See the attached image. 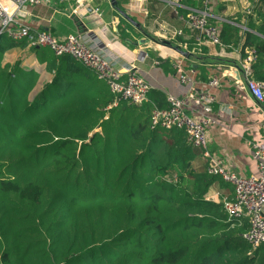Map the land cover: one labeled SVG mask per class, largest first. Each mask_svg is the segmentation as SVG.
I'll use <instances>...</instances> for the list:
<instances>
[{"label":"trees","instance_id":"trees-1","mask_svg":"<svg viewBox=\"0 0 264 264\" xmlns=\"http://www.w3.org/2000/svg\"><path fill=\"white\" fill-rule=\"evenodd\" d=\"M225 25L221 42H236ZM245 39L264 80V39ZM59 57L47 70L61 89H33L38 73L17 79L0 66V264H264V244L242 237L248 220L205 200L213 176L193 167L185 131L150 127L165 102L110 106L109 89Z\"/></svg>","mask_w":264,"mask_h":264},{"label":"crops","instance_id":"crops-1","mask_svg":"<svg viewBox=\"0 0 264 264\" xmlns=\"http://www.w3.org/2000/svg\"><path fill=\"white\" fill-rule=\"evenodd\" d=\"M116 2L140 27H135L120 15L110 0H49L37 6L28 5L17 19L34 30H49L58 38L79 32L89 41L98 42L100 50L106 53L105 57L117 68L135 65L138 73L150 84L148 98L151 95L161 98L166 106L167 95L181 97L188 89V84L181 82L176 72L175 64L180 63L198 90L209 89L214 96L211 104L214 123L207 127L206 132L209 154L220 158L228 171L244 176L256 174L250 143L264 140V105L238 88L237 79H242V73L235 68L242 61L245 50L253 48L245 45L246 33L264 39L261 32L264 27V0H182V7L177 11L168 0ZM77 3L83 5L82 15L70 13ZM188 10L205 11L209 20L220 28L222 24L233 27L238 39L227 44L221 39L220 44L210 42L180 18ZM177 30L181 33H174ZM152 38L165 39L190 54L181 55ZM10 40L6 36L0 38V50L5 46L0 66L8 64L13 67L11 77L25 79L34 71L38 73V79L33 89H41L45 82L49 89H61L60 82H52L53 71L47 70L52 58L58 62L59 56L46 47L33 48L24 39L14 40L12 44ZM87 70L90 76L80 70L71 75L87 85L109 89L103 80ZM213 78L218 81L214 87L208 85ZM194 149L193 167L198 172H207V157L200 149ZM212 179L205 194L213 196L215 202L223 197L233 198V187L229 182L220 176Z\"/></svg>","mask_w":264,"mask_h":264},{"label":"built area","instance_id":"built-area-1","mask_svg":"<svg viewBox=\"0 0 264 264\" xmlns=\"http://www.w3.org/2000/svg\"><path fill=\"white\" fill-rule=\"evenodd\" d=\"M49 0H0V34L12 40L24 39L31 47H46L54 55H68L75 61L91 70L95 76L103 80L109 91L115 96L112 105L119 100L130 104L140 105L147 101L150 84L136 69L129 64L117 68L115 63L105 57L100 50L99 43L91 40L82 33H69L58 38L49 30H34L17 19V15L28 5L37 6ZM176 11L182 7V0H168ZM83 5L77 3L71 14L82 15ZM189 28L196 30L200 36L207 38L214 44H220V27L212 23L205 11L188 10L180 15ZM103 28H106L105 26ZM103 30V29H102ZM180 34L181 31H174ZM258 53L254 48L245 50L242 61L235 68L242 73V79H237L238 88L245 90L254 100L264 105V80L253 77V64ZM176 72L181 82L188 84L185 95L176 97L167 95V107L152 108L150 112V127L166 129L181 128L186 133V141L193 148L200 149L207 157V173L220 176L233 187V198L223 197L216 202H222L227 219L235 224L248 220V228L242 237L255 248L264 244V140L251 142V153L256 162V174L239 175L228 171L222 160L212 156L207 150V127L214 123L211 117L214 96L209 89L198 90L194 81L185 73L180 63L175 64ZM209 86L218 85L216 78L209 80ZM109 106V107H110ZM205 200H215L213 196L204 195Z\"/></svg>","mask_w":264,"mask_h":264},{"label":"water","instance_id":"water-1","mask_svg":"<svg viewBox=\"0 0 264 264\" xmlns=\"http://www.w3.org/2000/svg\"><path fill=\"white\" fill-rule=\"evenodd\" d=\"M110 2H111V5H113L114 8L119 12V14L122 15L127 21H129L135 27H140V24L137 21H135L127 12H125L124 10L120 9L117 6L116 0H110ZM152 39H153V41H155V42H157V43H159L161 45H165V46H168V47L174 49L175 51L179 52L181 55H185L186 56V55L190 54V53H188V52H186L184 50H181L177 46H173L169 41H167L165 39H156V38H152Z\"/></svg>","mask_w":264,"mask_h":264},{"label":"rangeland","instance_id":"rangeland-1","mask_svg":"<svg viewBox=\"0 0 264 264\" xmlns=\"http://www.w3.org/2000/svg\"><path fill=\"white\" fill-rule=\"evenodd\" d=\"M42 84V83H41ZM39 88H40V86H39Z\"/></svg>","mask_w":264,"mask_h":264}]
</instances>
